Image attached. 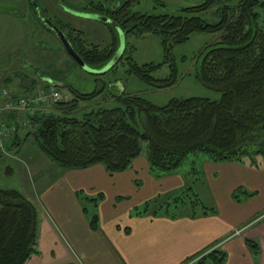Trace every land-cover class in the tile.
<instances>
[{
	"label": "trees",
	"instance_id": "obj_1",
	"mask_svg": "<svg viewBox=\"0 0 264 264\" xmlns=\"http://www.w3.org/2000/svg\"><path fill=\"white\" fill-rule=\"evenodd\" d=\"M88 3L78 10L107 18L123 34L124 50L116 64L125 60L127 75L156 89L171 87L179 78L173 63H167V77L153 75L170 59L173 47L187 42L194 33L212 35V40L192 58L193 76L220 96L216 100L172 98L157 105L138 94L104 93L110 82H102L91 92H81L64 82L63 88L70 97L50 101L49 111L26 114L28 127L23 138L30 136L41 153L61 169L101 164L112 174L129 169L141 154L146 156L149 171L156 178L177 170L189 155L202 154L212 162L264 167V0H202L173 15L134 12L129 0L118 5L110 0ZM57 23L73 51L91 69H101L118 48L119 34L114 30L110 43L99 48L85 45L80 30L61 21ZM130 35L157 36L164 60L137 64L131 56L123 59L125 40ZM38 78L44 89L54 80L62 81L46 74ZM30 83L27 95L37 85L35 79ZM46 93L49 95L50 91ZM106 100H112L116 106L97 107ZM192 165L190 172L197 175L194 162ZM6 170L7 167V174ZM77 197L89 226L96 230L101 194L91 198L78 193ZM232 197L237 201L236 191ZM166 204L189 207L192 213L197 209L203 214L215 213V209L201 202L191 186L175 193ZM36 238L34 204L16 189L0 188V264H25L35 252ZM245 244L254 257L258 256L260 248L255 240L246 238ZM225 257L223 251L213 249L197 263L223 264Z\"/></svg>",
	"mask_w": 264,
	"mask_h": 264
},
{
	"label": "crops",
	"instance_id": "obj_2",
	"mask_svg": "<svg viewBox=\"0 0 264 264\" xmlns=\"http://www.w3.org/2000/svg\"><path fill=\"white\" fill-rule=\"evenodd\" d=\"M1 80L0 87L16 88L9 79ZM2 124L18 128L5 133L0 128V168L17 176L15 189L39 216L35 252L25 264H198L213 249L225 253L223 264H264V167L198 157L199 178L210 194V204L204 205L215 213H192L189 207L165 205L175 193L193 188L179 168L156 178L141 154L129 169L112 174L101 164L61 169L37 147L26 146L21 133L26 113H1ZM78 193L102 196L96 230ZM246 238L258 243V256L251 254Z\"/></svg>",
	"mask_w": 264,
	"mask_h": 264
},
{
	"label": "rangeland",
	"instance_id": "obj_3",
	"mask_svg": "<svg viewBox=\"0 0 264 264\" xmlns=\"http://www.w3.org/2000/svg\"><path fill=\"white\" fill-rule=\"evenodd\" d=\"M110 1L118 5L124 0ZM129 1L132 11L151 15L177 14L185 7L195 6L202 2V0ZM88 2L103 3V0H0V80L9 79L16 88H19L10 87L13 93L22 97L37 96L41 92L47 95L46 92L56 89L62 99H68L70 95L63 88L64 82L81 92H91L98 88L102 82L106 84L110 82L112 84L107 85L104 93L138 94L157 105H163L172 98L205 97L213 100L219 98L220 95L217 91L202 85L193 76V56L213 38L207 33H194L187 42L173 47L170 59L160 70L154 72L153 75L156 78L167 77L170 73L167 63L175 64L179 78L173 86L168 88L156 89L142 83L132 75H127L125 60H121L111 70L102 74H92L80 69L75 61L66 54L58 38L64 36L63 31L58 27V21L67 24V27L80 30L81 38L87 46H98L99 48L107 46L112 39L111 30L116 31L119 37H123L121 30L113 27L110 20L100 21L84 17L86 12L78 9L86 7ZM206 18L209 16L206 15ZM125 42L127 47L123 59L126 56H131L137 64L150 62L156 64L164 60L160 40L155 35H130ZM67 44L71 47L68 41ZM42 74L49 75L58 81L62 78V81L56 83L54 80L50 87L44 89V84L38 78V75ZM31 79H35L37 85L34 91L27 95L25 91L30 88ZM1 82L2 80L0 84ZM55 84H57L56 87H54ZM48 104L49 102L44 106L40 104V108H43V111H49ZM113 106L116 104L112 100H106L97 105L101 108ZM22 113L26 112L22 111ZM27 127L28 125L21 130L23 135ZM25 141L27 147L28 145L36 147L30 136H27ZM142 149L145 150V144L142 145ZM201 156L203 155H189L179 169L187 173V179L193 186V192H196L201 202L206 204L210 200L208 186L201 184L199 173L195 175L190 172L193 161L194 167L197 168L198 157ZM17 185V176L14 173L6 174L4 167L1 166L0 188L15 189ZM207 203L210 204V201ZM36 206L39 209V206ZM37 217H39L38 212Z\"/></svg>",
	"mask_w": 264,
	"mask_h": 264
},
{
	"label": "built area",
	"instance_id": "obj_4",
	"mask_svg": "<svg viewBox=\"0 0 264 264\" xmlns=\"http://www.w3.org/2000/svg\"><path fill=\"white\" fill-rule=\"evenodd\" d=\"M59 99H61V95L55 90H51L49 95H45L44 92H41L37 96L22 97L13 93L10 87L2 86L0 87V114L12 111H25L27 114L33 115L36 111L43 112V108H40V104L44 106L50 101H57ZM0 128L4 133L15 130L13 124H2ZM0 150L4 151V147L1 144Z\"/></svg>",
	"mask_w": 264,
	"mask_h": 264
},
{
	"label": "water",
	"instance_id": "obj_5",
	"mask_svg": "<svg viewBox=\"0 0 264 264\" xmlns=\"http://www.w3.org/2000/svg\"><path fill=\"white\" fill-rule=\"evenodd\" d=\"M84 17H88V18H92V19H96V20H100V21H106L107 18L101 16V15H97V14H91V13H85ZM60 39V42L62 44V46L64 47V50L66 51V53L75 61V63L83 70L89 72V73H103L106 72L107 70H109L110 68H112L118 61V59L120 58L123 50H124V38L122 36L119 37V45L118 48L116 50V52L114 53V55L112 56V58L99 70L96 69H91L89 67H87L82 60L76 55V53L73 51V49L69 46V44H67V39L63 36L62 38L58 37Z\"/></svg>",
	"mask_w": 264,
	"mask_h": 264
}]
</instances>
